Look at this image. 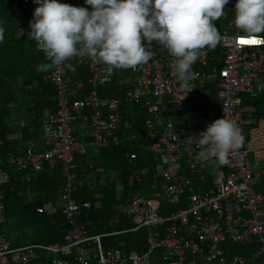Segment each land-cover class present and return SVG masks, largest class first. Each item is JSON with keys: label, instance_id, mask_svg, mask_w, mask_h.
I'll return each instance as SVG.
<instances>
[{"label": "built area", "instance_id": "obj_1", "mask_svg": "<svg viewBox=\"0 0 264 264\" xmlns=\"http://www.w3.org/2000/svg\"><path fill=\"white\" fill-rule=\"evenodd\" d=\"M57 2L78 7L74 0ZM236 2L228 0L224 15L219 18L225 24L219 32L223 39L218 44V58L209 57L207 49L200 50L192 65L194 89L188 94L173 75L175 58L156 42L151 48L145 42L146 49L156 55L135 70L110 72L103 63L78 55L71 67L53 68L42 74L40 81L53 91V111L46 114L41 128L43 151L35 153L29 146L21 145L0 158V226L6 221L3 187L9 182L3 167L35 173L46 168L56 171L62 180L57 192L59 205L44 201L34 211L47 218L59 214L63 230L59 242L19 247H11L0 234V264H264V193L253 188L260 174L251 173L248 158L250 155L255 164L264 161V120L245 115L250 126L243 147L230 153L229 163L218 166L210 186L202 191H196L193 184L205 181L207 162L197 160L200 149L185 142L187 136L205 131L220 118L231 120L243 134L239 99L246 96L251 100L262 95L258 82L264 83V43L239 42L250 38L233 23ZM34 6L38 7L35 3ZM83 7L92 10L90 5ZM259 35L263 37L264 32ZM76 66L88 73L89 90L82 98L70 97L68 73ZM118 71L130 76L122 91L124 101L141 102L147 115L136 132L131 131L132 121L127 116L123 119L119 99L97 93L98 89L112 85ZM208 84L214 97L206 94L200 102L198 94L204 93L203 87ZM74 122L81 126L80 136L72 132ZM110 145L131 149L124 153L127 164L136 158L133 150L149 154L154 159L152 179L159 182V190L134 195L116 208L111 223L124 217L132 227L91 235L87 228L77 224V219L85 218L91 206L74 197L83 189L76 159H88V152L96 155ZM89 163L86 168L92 175ZM140 175L141 171H133V180L138 181ZM160 201L168 206L162 209V215ZM140 229L144 230L145 239L139 254L101 247V238ZM227 244L249 248L224 262L223 247Z\"/></svg>", "mask_w": 264, "mask_h": 264}, {"label": "clouds", "instance_id": "obj_2", "mask_svg": "<svg viewBox=\"0 0 264 264\" xmlns=\"http://www.w3.org/2000/svg\"><path fill=\"white\" fill-rule=\"evenodd\" d=\"M33 2L38 7L29 22L28 38L35 41L47 61L36 71L71 67L65 62L78 55L103 63L110 72L135 70L156 55L146 49L145 42L148 48L156 42L175 58L173 75L187 94L194 89L192 65L200 50L215 49L223 39L213 21L224 15L228 4V0H85L92 8L89 11L57 0ZM234 10L236 29L264 43V35H259L264 32V0H237ZM4 33L0 26V42ZM258 85L264 91V83ZM244 139L242 130L231 120L220 118L205 131L187 136L185 142L200 149L197 160L223 166L229 163L230 153L243 147ZM25 171L31 170L16 173ZM229 257L225 260L223 254V261Z\"/></svg>", "mask_w": 264, "mask_h": 264}, {"label": "trees", "instance_id": "obj_3", "mask_svg": "<svg viewBox=\"0 0 264 264\" xmlns=\"http://www.w3.org/2000/svg\"><path fill=\"white\" fill-rule=\"evenodd\" d=\"M74 4L78 7L86 5L84 0H74ZM35 8L33 0H28L26 3H22L21 0H0V26L5 29L4 40L0 42V118L5 111L3 110L4 107L8 103L14 102L18 96L24 98L31 109L39 113L43 111H53V104L51 101L53 91L49 85L40 81L44 72L36 71L38 65L46 63L47 61L45 60L44 53L37 49L35 41L28 38V32L30 31L29 22L32 20V14ZM221 21L220 19L213 21L217 30L222 27ZM218 52L219 49L216 47L211 51V55ZM68 63L71 65L74 64L73 59L72 63L71 60H69ZM68 77L71 86L80 84L76 91L75 98H82L89 90L86 82L88 78L86 69L76 66L73 71L68 73ZM15 79H17V89L16 91L10 90L8 84ZM97 93L99 96H116L120 101L119 107L123 119L127 116L128 119L132 121L131 131L136 132L140 130V127L142 128V122L147 115L141 102L126 103L123 99V92L114 90L111 85L98 89ZM241 98H243V101L246 100L244 103L249 104V106L254 109L253 111L257 116H262L264 118V95L251 100L246 96H241L240 99ZM199 106L204 109L207 107L203 103H200ZM189 111L190 109H187L186 112L188 113ZM124 112H126V114ZM173 124L176 125L174 121ZM5 130L6 128L0 120V140L2 142L0 158L3 157L6 150H13L9 149V143L4 139ZM130 150L131 149L125 145L121 147L110 145L107 149L103 150L106 151V156L104 157L105 166H108L111 172L115 171L118 175L105 186L106 190H103V198L100 200L99 206L94 207V200L89 194H84V192L80 191L74 194V197L79 199L82 198L83 201L90 202L91 207L89 211L86 212V217L78 218L77 222L85 223L91 235L113 232L114 227L108 226V221L114 211L112 206L123 203L126 199L134 195L147 194L153 187L149 172L152 171L151 167L154 160L147 153L133 150L136 153V158L131 164H127L124 153ZM207 165L210 168H218L216 164L207 163ZM137 170L141 171V179L135 182L132 177V172ZM45 171H51L50 175H47ZM54 173L57 175L56 171L46 168H43L39 173H34L36 176L33 188L36 189L38 183H42L43 181L48 182L50 180L51 182L48 183L53 184L52 187L51 184L48 185L50 186L49 191L54 192L61 181V178L57 175L56 180H60L57 183ZM10 184H12L11 179H9L7 185L9 186ZM7 185H5L4 188ZM115 187L121 190L120 198L118 199L114 198ZM9 188L10 187L6 188L7 190H3L4 192L6 191L3 194L4 218L6 221L14 225L17 230H20L22 234H24V237H27L24 232H29V244H50L59 242L63 230L62 218L60 215L56 214L47 218L37 214L34 210L36 206L41 204V201L29 205H22L20 202L17 203L14 200L15 191L11 192ZM43 197L48 199L49 195H44ZM159 211V214L162 215V211ZM132 226L133 224L131 221L124 217H120L118 228L115 229V231H123ZM144 239V230L140 229L132 233H123L101 238L100 244L104 249L115 247L123 253L134 252L135 254H139L143 251ZM9 244L11 247L26 245L20 244L18 240ZM223 248L226 260L230 254H241L249 247L227 244Z\"/></svg>", "mask_w": 264, "mask_h": 264}, {"label": "crops", "instance_id": "obj_4", "mask_svg": "<svg viewBox=\"0 0 264 264\" xmlns=\"http://www.w3.org/2000/svg\"><path fill=\"white\" fill-rule=\"evenodd\" d=\"M221 23H222V26H224L225 21L222 20ZM220 29L221 27L218 28V32H220ZM216 47L219 49L218 45ZM206 49L208 50L209 57L211 56L212 59L218 58L219 52L213 53L211 55V51H213L214 49L213 50L209 48H206ZM72 59H71V63H72ZM66 62L68 63V61ZM129 81H130V76L128 73L126 75L125 71H118L115 73V77H114V80L111 86L114 90L119 91L118 89H120V91H123L129 84ZM78 86H80V84H75L74 86H70V92H71L70 97L76 96V91L79 88ZM8 87L10 90L16 91L17 79L10 81L8 84ZM210 88H211L210 84L204 85L203 87L204 93L200 91L198 94L200 102H202L206 94H208L210 98L213 97L214 90ZM262 95H264V91L262 92ZM245 101H243V98L239 99V106H238V110L240 111V114L243 116V119H244V127H243L244 137H245L246 130L250 126V121L245 120V115H249L250 117L256 116V118H262L264 120L262 116H257L253 111L254 109L250 107L249 104L244 103ZM187 108L189 109V106H187ZM3 110L5 111L3 112L0 120L6 128L4 139L9 143V146H10L9 149L11 150L14 147L20 146V145H29L33 152L35 153L42 152L43 146L41 144V128L45 122L46 114L51 113L52 111L51 112L43 111L42 113H39L36 110L31 109V107L27 104L26 100L20 96L16 97L14 102L12 101L8 103L4 107ZM184 120H185V124H187L186 116ZM173 121L175 122V124H177V120L175 117L173 118ZM77 129H80L78 134L76 133ZM72 132L76 136L81 135V126L78 122H74L72 124ZM88 155H89L88 159L78 158L77 159L78 162L76 160V163L79 166V169H78L79 178L83 181V189L80 192H84V194H89L94 200V207H97L100 205V200L103 198L102 193L104 189L106 190L105 186L112 179L116 178L118 174L115 171L111 172L108 166H105L104 157L106 156V151L99 150L96 155L88 152ZM88 162H90L89 164L92 166V169H91L92 175H89L87 173L88 170L86 168V164ZM152 167H151V170H152ZM217 169L218 168H210L208 166V168L204 171V174L206 176L205 181L203 183H194L193 184L194 189L196 191H202L206 187L208 188L210 186L213 174L215 170ZM182 173H184V171ZM8 174L10 176L12 184H10L9 186L7 185V186L10 187L9 191L11 192L15 191L14 200L17 203L20 202L22 205H29V204L36 203L38 201L39 202L41 201V203L44 201H47V202L59 205V203H57V192L61 188L62 182H61V186L57 187L54 190V192L50 191V194H48L49 198L46 199L43 197L44 195H41L40 193L48 192L47 189L50 190L49 189L50 186L48 185L51 184V187H52V184H53V183H48V182H51L50 180L48 182L43 181L42 183H38L37 184L38 187L34 189L33 183H34L36 174L32 173L31 171H25L24 173H21V174L12 171L11 173L8 172ZM57 175L55 176V180H56ZM150 177H151L150 180L152 183V180H153L152 171L150 172ZM140 179H141V176L139 177V180ZM138 181H135V182H138ZM256 184H258V182ZM7 186L3 188V190H7L6 189L8 188ZM152 190H155V187H152V189L149 192H152ZM120 191H121L120 188L115 187L114 189L115 199L120 198ZM5 192L3 191V194ZM258 192L264 193V177H263V183L261 187L259 188ZM36 194L39 195V198L33 199L32 195L36 196ZM77 199L79 201H83L82 198L81 199L77 198ZM127 200L128 199H126L123 203H125ZM123 203H118V204L113 205L112 206L114 209L113 213L115 212L116 208L122 205ZM119 218L117 219L116 223H111V218L108 221V224H111V227H114L113 228L114 230L118 228ZM77 224L82 225L83 227L87 228L85 226V223L83 222L82 223L77 222Z\"/></svg>", "mask_w": 264, "mask_h": 264}, {"label": "rangeland", "instance_id": "obj_5", "mask_svg": "<svg viewBox=\"0 0 264 264\" xmlns=\"http://www.w3.org/2000/svg\"><path fill=\"white\" fill-rule=\"evenodd\" d=\"M125 74L127 75L126 72H125ZM79 131H80V129H77L76 133L78 134ZM248 158H249V161H250V165H249L250 167L249 168H250L251 173L252 174H260V177L257 179L258 184H254L253 185L254 190L258 192L259 188L261 187V185L263 183L264 161L255 164L254 161H253V158L250 155L248 156ZM3 169L6 172H9V173L14 171V169L12 167H10V166H5ZM149 170H150V166H149ZM45 172L47 173V175H50V173H51V171H45ZM149 174H150V172H149ZM149 174H148V176H149ZM55 176H56V174H55ZM56 181L58 183L60 180L57 179ZM61 181H60V184L57 185V187L61 186ZM151 184H152L153 187H155L156 189L159 190V182L158 181L152 180ZM47 191L48 192H44V193L41 192L40 194L41 195H45V196L50 194V191L48 189H47ZM152 192H154V190H152ZM32 198L33 199L39 198V195L38 194H36V196L32 195ZM57 203H59L58 200H57ZM160 204H161L160 205V209H166L168 207L167 205H163V203L161 201H160ZM0 233L2 234L4 239L7 240L9 243H13V242L18 240L20 242V244H27V243L29 244V240L28 239L30 238L29 237L30 233L29 232L28 233L24 232L25 235L27 236V237H24V234H22V232L20 230H17V228L14 225H12L11 223H8L7 221L0 226Z\"/></svg>", "mask_w": 264, "mask_h": 264}, {"label": "snow or ice", "instance_id": "obj_6", "mask_svg": "<svg viewBox=\"0 0 264 264\" xmlns=\"http://www.w3.org/2000/svg\"><path fill=\"white\" fill-rule=\"evenodd\" d=\"M239 42L241 44H257V43H261V41H257L255 39H247V40L241 39Z\"/></svg>", "mask_w": 264, "mask_h": 264}]
</instances>
